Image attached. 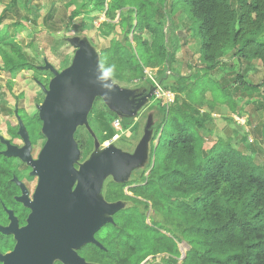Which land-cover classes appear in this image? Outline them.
<instances>
[{
    "label": "trees",
    "instance_id": "obj_1",
    "mask_svg": "<svg viewBox=\"0 0 264 264\" xmlns=\"http://www.w3.org/2000/svg\"><path fill=\"white\" fill-rule=\"evenodd\" d=\"M56 1L69 10L66 25L88 15L97 20L103 13L99 32L108 44L100 49L99 64L115 78L142 79L146 68L163 66L160 73L170 68L182 30L186 37L199 41L201 70L217 68L227 51L231 58L248 64L257 61L264 69V0ZM25 6L33 13L31 0ZM56 7L51 3L44 15L36 14L32 19L41 17L45 26H52ZM178 13L184 18L177 19ZM10 16L12 21L7 20ZM19 16L15 4L0 10V71L10 78L35 68L26 52L9 41L16 27L22 26ZM244 76L237 72L232 83L259 92L264 108V75L255 84ZM175 89L181 92L184 87ZM99 101L107 126L115 114L99 97L90 112H96ZM159 111L161 120L154 133L157 143L151 144L149 173L145 176L146 170L142 171L143 183L130 188L136 197L124 194L128 182L109 183L107 200L130 199L131 204L116 211L113 222L95 234L103 247L86 244L81 255L99 264H141L149 256L154 259L143 264H264V168L221 140L205 147L200 134L203 121L175 104L159 106ZM18 114L30 142H35L41 136L38 115L30 121L22 109ZM130 123L121 121L124 127ZM17 128L9 125L6 129L10 143L20 137ZM93 131L99 132L95 123ZM16 158L0 154V163ZM149 209L153 213L147 216ZM183 242L188 246L184 255L179 246ZM158 255L160 261L155 262Z\"/></svg>",
    "mask_w": 264,
    "mask_h": 264
},
{
    "label": "rangeland",
    "instance_id": "obj_2",
    "mask_svg": "<svg viewBox=\"0 0 264 264\" xmlns=\"http://www.w3.org/2000/svg\"><path fill=\"white\" fill-rule=\"evenodd\" d=\"M26 2L27 0H0V10L8 4H15L19 9V20L22 22V26L16 27L17 30L9 36V41L15 42L23 49L35 67L17 72L15 78H10L7 72L0 71V132L3 138L6 134L7 122L19 123L17 118L19 109L36 119L35 114L38 115V106L45 96L40 85L46 87L48 80L53 76L49 69L43 68L45 61L57 71H61L71 64L77 50L82 47H84V52L90 51L99 60L100 49L108 44L99 32V25L104 20L103 13L97 20H93L92 16L88 15L89 18L85 20H82V17H77L66 25L69 10L64 9V6L60 5L58 1L31 0L35 6L33 13L28 12L25 6ZM51 3L57 6L54 22L50 23L52 26H45L41 22V17L32 19L33 15H44ZM179 18H184V15L178 13L177 19ZM10 19L11 16L7 18L12 21ZM7 20L4 21L5 25L8 24ZM2 28L3 26H0V31ZM178 35L180 40L175 54L176 60L170 68H166L162 73L160 70L163 69V66L154 69L146 68V74L142 79L128 78L127 75L128 79L124 80L108 75L114 83L127 91H139L141 88L149 86H154L155 89L145 105L129 118L128 122L131 123L125 127L121 124V121L125 119L116 113L109 101L104 104L107 107L112 106L109 107L110 112L115 114V117L105 126L103 117H101L104 114V109L99 101V108L90 117L93 123L98 125L99 132L95 134L87 118L91 108H86L83 116L86 117L87 123H77L75 131L83 127L82 130H87L93 139L97 136L98 138L97 143L93 144L92 150L82 162L96 156L108 146H114L132 154L143 136L145 137L147 134L148 142L145 155L140 161L141 165L145 164L144 168L147 169L148 162H150L149 147L151 144L157 143L154 133L161 120L159 106L173 103L181 111L192 114L203 121V129L200 130V134L205 147L221 140L252 157L257 165L264 168V108L261 106L259 92L248 91L243 89L242 85L232 83L237 72H242L249 82L258 83L264 75V69L258 65L257 61L248 64L231 58V52L227 51L217 68L210 72L201 70L202 65L198 59V39L190 35L186 37L183 30L179 31ZM179 76L183 78L179 80ZM215 82L220 86H225L226 89L220 88ZM169 84H172V87ZM166 85L169 87L165 88ZM176 86L184 87L183 91L175 89ZM223 97H227V99H223ZM93 103L92 101L91 107ZM18 116L20 117L19 114ZM106 118L108 119L107 116ZM116 120L119 121L117 127L115 126ZM111 131H113L112 135H110ZM44 138L41 134L32 143L34 156L44 145L46 141ZM12 143L17 146L23 145V141L19 137L15 138ZM0 146L6 148L5 144ZM132 168L142 170L140 165ZM132 178V176H127L126 181L129 182ZM112 181L115 182L111 174L105 177L98 196H104L107 185ZM127 194L131 195L132 192L129 190ZM120 202L123 207L131 204L129 200H120ZM152 213V209H149L147 216ZM146 221L149 222L148 218ZM179 246L181 252L185 250L181 244ZM160 257L161 255L156 256L154 261L159 262ZM153 259L152 257L148 258L149 262Z\"/></svg>",
    "mask_w": 264,
    "mask_h": 264
},
{
    "label": "water",
    "instance_id": "obj_3",
    "mask_svg": "<svg viewBox=\"0 0 264 264\" xmlns=\"http://www.w3.org/2000/svg\"><path fill=\"white\" fill-rule=\"evenodd\" d=\"M83 49L77 50L71 64L61 71L45 61L43 68L49 69L53 76L46 87L40 85L45 96L38 106V117L46 141L37 157L31 155L29 135L17 112V133L23 145L11 144L0 137L1 143L6 145L0 153L29 164L31 174L38 179L30 203L29 224L19 233L15 252L16 256L19 254L31 262L36 258L56 257L65 264H96L86 262L75 249L87 243L103 247L95 239V232L113 222V214L124 208L120 201L107 202L98 196L103 180L111 174L116 183L127 182L130 170L141 166L145 155L147 134L132 154L108 146L91 159L78 162L80 150L74 139L75 127L77 123H87L84 111L91 108L95 98L99 97L104 103L109 101L117 114L129 120L155 89L149 86L127 91L119 87L103 72L98 58ZM75 163H79L78 168L74 167ZM181 245L185 250L188 248L184 242Z\"/></svg>",
    "mask_w": 264,
    "mask_h": 264
},
{
    "label": "flooded vegetation",
    "instance_id": "obj_4",
    "mask_svg": "<svg viewBox=\"0 0 264 264\" xmlns=\"http://www.w3.org/2000/svg\"><path fill=\"white\" fill-rule=\"evenodd\" d=\"M48 82H47V85H48ZM91 109L89 110V114L87 118L90 121V126H91V129L93 130L94 123H93L92 118H90L91 115L93 114L90 112ZM28 120L35 121V118L34 116H28ZM9 125H12V126L17 125V127L19 128L18 123L15 124V123L7 122L6 129ZM41 126H42V122L40 120V126H39L40 132H41ZM82 129L83 127L77 129L74 133V139L80 150V156H79L78 162H82L83 160H85V157L92 150L93 144H94V139L91 137V134H89L87 130H82ZM93 132L95 133V131ZM4 136H5L4 139H6L7 138L6 134ZM1 144L3 143H1L0 141V145ZM149 148H150L149 152L151 153V145ZM5 149L1 148L0 146V152ZM32 150H33V146L31 149V155L33 158H36L38 154L34 156L32 154ZM151 162L153 164V159H151ZM145 166H146L145 164H142L141 165L142 170L133 169L130 172L129 176H132L133 178L127 183V185L123 187V192L125 195L130 196V197H136L134 196L133 193L131 195L127 194V191H129L130 188L143 183V182H140L141 172L146 170L147 173L145 172L144 174L146 176L150 171V168L146 169L144 168ZM74 167L78 168L79 163H75ZM31 172H32V167L26 162H22L19 158H16L15 161L10 162V163H0V264H30V263L65 264L62 260L56 257H52L49 259L36 258L35 259L36 261L34 260L35 262H31L30 259H27L22 256L19 257V254L18 256H16L15 254L17 245L19 243V239H18L19 233L21 234L23 229H25L28 226L29 224L28 219H29L30 214L32 213V207L30 203H32L34 199L33 193H34L38 179H37V176L32 175ZM113 183H116V182H113ZM108 185L106 187L105 193L107 191ZM125 187H127V190H125ZM105 193H104L103 198L107 202H115V201H120V200L131 201L130 199H117L115 201H109L107 200ZM137 198H140V197L137 196ZM97 232H95V234ZM95 234H94V237L97 240ZM87 244H92V243H87ZM85 245L86 244L82 245L78 249H75L77 254L83 257L86 262L99 264L97 262L87 260L84 256L81 255L80 250Z\"/></svg>",
    "mask_w": 264,
    "mask_h": 264
},
{
    "label": "built area",
    "instance_id": "obj_5",
    "mask_svg": "<svg viewBox=\"0 0 264 264\" xmlns=\"http://www.w3.org/2000/svg\"><path fill=\"white\" fill-rule=\"evenodd\" d=\"M118 123H119V121L116 120V121H115V126H116V127L118 126Z\"/></svg>",
    "mask_w": 264,
    "mask_h": 264
}]
</instances>
